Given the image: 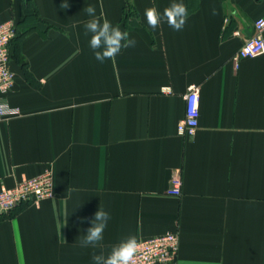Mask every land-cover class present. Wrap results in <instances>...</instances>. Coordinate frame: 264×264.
<instances>
[{"label": "crops", "instance_id": "crops-1", "mask_svg": "<svg viewBox=\"0 0 264 264\" xmlns=\"http://www.w3.org/2000/svg\"><path fill=\"white\" fill-rule=\"evenodd\" d=\"M171 2L0 0V22L18 26L8 99L22 112L0 118V190L47 168L55 179V197L0 215V264H94L100 249L79 240L100 208L105 254L175 232L177 259L156 264H264V54L232 60L264 0H182V31L149 28L144 10ZM89 5L136 46L97 61ZM193 83L199 125L181 135Z\"/></svg>", "mask_w": 264, "mask_h": 264}, {"label": "built area", "instance_id": "built-area-1", "mask_svg": "<svg viewBox=\"0 0 264 264\" xmlns=\"http://www.w3.org/2000/svg\"><path fill=\"white\" fill-rule=\"evenodd\" d=\"M18 33V26L14 20L0 22V118H9L21 114L19 106L13 105L8 99L14 81L15 72L11 68V42ZM239 34V31H235ZM264 54V15L256 19L254 32L247 38L241 48L233 55L236 65L244 57H254ZM169 91L170 87H163ZM185 115L177 125L181 135H194L199 125L200 116V87L191 84L185 94ZM168 189L170 195H181L182 179L175 175L171 179ZM55 197V179L52 168L42 173L17 180L11 187L0 190V215L9 213L18 206L37 203L43 199ZM138 252L136 264H156L175 261L178 256L180 238L178 233L166 232L137 240Z\"/></svg>", "mask_w": 264, "mask_h": 264}, {"label": "clouds", "instance_id": "clouds-1", "mask_svg": "<svg viewBox=\"0 0 264 264\" xmlns=\"http://www.w3.org/2000/svg\"><path fill=\"white\" fill-rule=\"evenodd\" d=\"M62 7L67 8V2L62 4ZM84 11L90 17L83 22L84 34L90 35L89 47L97 61L103 63L106 60H114L122 49L136 46V40L130 38L127 31H122L118 25H113L107 18L97 17L94 6L89 5ZM144 16L152 30H156L162 22H166L174 31H182L187 23L189 12L182 0H172L162 13L155 6H151L144 10ZM110 219V213L100 208L91 221L92 226L80 237L79 246L100 249L99 254L94 252L92 255L94 264H136L139 246L134 236H129L112 245L110 251L105 254V246L102 242Z\"/></svg>", "mask_w": 264, "mask_h": 264}]
</instances>
